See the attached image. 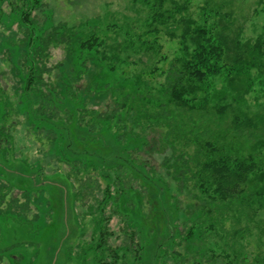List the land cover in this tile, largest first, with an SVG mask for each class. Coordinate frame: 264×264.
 <instances>
[{"label": "rangeland", "instance_id": "rangeland-1", "mask_svg": "<svg viewBox=\"0 0 264 264\" xmlns=\"http://www.w3.org/2000/svg\"><path fill=\"white\" fill-rule=\"evenodd\" d=\"M147 1L154 3V0H42V7L33 13V18L40 28L46 19H51L54 25L86 24L78 29L96 31L103 40L99 55L103 56V78L105 71L109 73L108 68L113 67L110 72L115 79L123 75L129 80L139 77L151 91L164 81L158 74L167 71L180 53L183 26L178 27V22L182 16L224 36L232 54L239 55L249 45L255 46L259 39L264 42V0H173L165 8L174 9L179 5L186 10L177 14V23L172 20L173 24L165 25L151 24ZM2 8L6 14L10 13L8 2ZM8 21L9 27L0 25V92L5 94L0 103V147L6 134L12 138L13 153L0 152V180L12 189L10 196L19 199L21 204L25 202L23 192L30 194L31 212L23 213L28 220L19 217L22 221L18 222V216H12L6 205L0 207L4 209V214L0 213L1 249H19L23 255L19 264H84L83 253L87 259L85 264H94L90 245L98 238L95 225L101 218L97 207L103 192L111 186L114 195L126 186L133 191L120 198L119 211L131 218L132 226L139 232L144 247L143 264H210L214 260L221 264L226 259L244 256L250 262L258 252L264 255V197L258 196L264 189V180L259 178L264 173V57L257 61L258 68L248 75L234 77L232 82L224 76L213 79V90L223 93L208 103L209 111L202 112L203 121L213 117L216 124L209 125L210 128H218L219 124L232 133L236 131L233 121L237 115L250 120L242 127L238 145L241 143L246 154L262 162L250 175L249 182L239 186L249 197L243 201L242 211H238L237 205L224 207L211 201L205 205L204 198L208 195L201 192L195 181L186 183L181 193L178 191L165 162L175 157L171 160L174 164L183 152L195 154L197 145L185 140L175 144L173 150L167 148L162 140L164 129L149 130L146 135L139 131L148 145L132 156L138 164L144 162L148 181L139 179L135 172L128 176L107 171L109 179L102 174L103 167L125 164L124 150L142 147L138 138L130 139L121 147L106 131L96 142L82 135L84 142L76 127L70 125L69 132H62L64 138L59 137L57 143L63 145L68 159L80 158L90 162L91 168L85 170L82 162L60 160L55 151L49 155L47 129H32L23 110L26 105L19 103L23 76L13 63L20 54L16 55L11 44L23 35L18 31L16 20ZM50 52L47 66L53 72L46 74L45 80L57 83L60 73L55 67L66 63L67 53L62 47L51 48ZM89 68L94 75L99 72L93 63ZM90 80V76L85 77L80 87L86 88ZM88 108L109 114L115 108L114 97L108 94L92 100ZM212 140L217 141L215 136ZM202 142L205 141L202 139ZM246 143L249 147H243ZM73 172L77 175L71 176L74 187L66 175ZM88 179L98 181L100 190L90 192L87 187L83 203L75 206L74 193L81 188L80 180ZM112 209L111 205L106 207V216L112 218L108 246L114 249L131 244L132 250H137L138 238L133 244L129 241L127 231L131 230L124 217L120 213L112 214ZM20 211L17 209L15 214ZM77 213L79 219H76ZM105 255L108 261L115 259ZM131 257L128 253L127 260L131 261ZM123 259L118 264H125Z\"/></svg>", "mask_w": 264, "mask_h": 264}, {"label": "trees", "instance_id": "trees-1", "mask_svg": "<svg viewBox=\"0 0 264 264\" xmlns=\"http://www.w3.org/2000/svg\"><path fill=\"white\" fill-rule=\"evenodd\" d=\"M41 1L0 0V25L9 27L8 20H16L18 31L23 35L11 44L17 51L16 55L20 54L18 60H13V63L15 62L16 69L23 76L19 103L26 105L22 106L28 115L27 120L32 129H47L46 139L50 143L48 154L53 155L55 151L60 160L73 164L82 162L85 170L91 168L90 162L82 161L80 158L68 159L63 145L57 143L59 137L64 138L62 132H69L70 125L76 127L82 140V135H86L88 139L96 142L103 132L107 131L119 143V146L124 147L130 139L138 138L142 147L124 150L125 164L112 168L103 167L102 174L105 173L106 178L109 179L111 176L107 174V171L126 173L128 176H132L135 172L139 179L148 181L150 178L145 171L144 162L142 165L138 164L132 156L133 153L141 152L148 145L146 138L141 136L139 131L146 135L149 130L164 129L165 134L162 140L167 148L173 150L175 144L185 140H188L187 143L197 145L195 154L183 152L173 162L174 164L171 160L175 157L168 158L165 162V167L176 182L178 191L181 193L186 183L195 181L201 192L208 195L204 198L205 205L210 201L224 207L237 205L238 211H242L243 201L249 196L240 190L239 186L249 182L250 175L262 162L246 154V149L241 148V143V147L238 145L240 133L243 132L242 127L250 120H246V116L241 118L243 116L237 115L233 121V128L236 131L232 133L230 130L219 127V124H217L218 128H210L209 125L216 123L212 121L213 117L203 121L202 112L209 111L208 103L220 98L223 93V91L221 93L216 91V93L213 90L215 89L213 79L224 76L228 82H232L234 77L248 75L255 67L258 68L257 61L264 57V42L259 39L255 46L249 45L239 55L232 54L224 36H218L213 31L198 25L194 20L182 16L178 22V27L183 26L180 53L167 71L158 74L164 77V81L151 91L139 77L129 80L123 75L121 79H115L111 75L113 72H110L113 71V67L108 68L109 73L105 71L106 77L103 78V61H101L103 56L100 58L103 40L96 35V31L85 32L78 29L86 24L70 27L67 24L54 25L51 19H46L40 28L33 18V13L42 7ZM6 2L10 9L9 14H6L2 8ZM171 2L173 0H154V3L147 1L151 11V24L165 25L167 22L172 23V20L173 23H177V14L183 13L186 8L175 4L174 9L165 8ZM59 47L67 53L66 63L55 67L60 73L58 82H48L45 80V75H51L53 72V68L47 66L51 59L50 50ZM90 63L99 68L97 74L94 75L90 71ZM153 72L156 73L157 70ZM87 76H90L91 80L86 88H81L80 84ZM108 94L114 97L115 108L111 113L103 114L88 108L92 100H100ZM3 96L5 94L1 91L0 103L4 100ZM1 131L4 132L5 128ZM5 136L2 138L4 141H2L0 152L8 154V151H12L13 153L12 138L6 134ZM214 136L217 141L212 140ZM202 139L205 142H202ZM218 141L221 143L218 144ZM243 147H249L248 143ZM202 156H204L203 160ZM193 169L196 170L193 172ZM66 175L70 181L71 176L77 177L74 172ZM118 176L121 180L119 174ZM259 178L264 180V173ZM71 183L74 187L75 183L72 181ZM80 184L81 188L76 193L73 192L75 206L78 202L83 203L84 191L87 187L90 192L100 190L96 180H80ZM253 187L249 188L248 195H251ZM110 190L111 186L105 188L103 199L97 207L101 218L95 225L98 238L90 245L94 255L93 263L118 264L120 258H125V264H143L144 247L139 232L132 226L131 218L119 211L118 204L120 198L129 195L133 188L123 186L122 192L114 195ZM11 194L12 189L0 180V207L3 208L6 205L5 209L12 213V216H18L16 219L18 222L22 221L19 217L28 220L23 213L31 212L30 194L23 192L25 198L23 204L19 199L11 197ZM258 196L264 197V189ZM110 205L114 207L112 214L120 213L125 219L126 226L131 230L127 231L129 241L133 244L138 238L137 250H132L131 244L114 249L108 246V240L112 235L109 229L112 218L106 216V207ZM17 209L21 210V213L15 214ZM90 210L92 212L93 207H90ZM0 213L4 214V209H0ZM76 219H79L78 213ZM20 248L23 250L22 247ZM18 250L0 248V264H19L23 255ZM128 253L132 254L131 261L127 260ZM84 254L82 258L86 263ZM105 254H110L109 256L112 255L115 259L108 261V256ZM210 264L218 263L214 260ZM221 264H264V255L258 252L250 262L244 256L237 260L226 259Z\"/></svg>", "mask_w": 264, "mask_h": 264}]
</instances>
